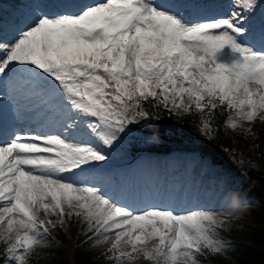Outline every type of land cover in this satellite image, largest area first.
I'll return each instance as SVG.
<instances>
[{"label": "snow or ice", "instance_id": "6c2138e0", "mask_svg": "<svg viewBox=\"0 0 264 264\" xmlns=\"http://www.w3.org/2000/svg\"><path fill=\"white\" fill-rule=\"evenodd\" d=\"M206 4L45 0L10 39L0 31V89L22 90L50 122L0 140V264H34L71 223L91 246L108 245V264H212L227 254L228 221L216 212L134 206L84 175L130 126L161 112L198 115L207 140L220 131L217 113L245 139L264 124V0H232L214 17Z\"/></svg>", "mask_w": 264, "mask_h": 264}, {"label": "trees", "instance_id": "16d2710c", "mask_svg": "<svg viewBox=\"0 0 264 264\" xmlns=\"http://www.w3.org/2000/svg\"><path fill=\"white\" fill-rule=\"evenodd\" d=\"M226 113H217L214 126L220 131L214 139L210 141L212 150L223 155L230 162L243 166L248 179L254 185V194L261 201V207L252 218L253 225H244L242 228H231L230 235L238 246L236 251L230 254L231 260L216 258L213 264H264V124L256 123L253 125L254 137L245 139L240 133H233L223 129ZM199 118L196 115L176 118L167 112H161L159 119L142 121L132 125L131 128L138 132L142 138L154 135L155 137L164 136L173 127H181L187 131L195 132L198 128ZM150 132V133H149ZM155 133V134H153ZM165 134V135H164ZM139 137H136L138 139ZM258 145L259 147H253ZM241 160L244 162L241 163ZM233 165V164H232ZM69 236L71 238L82 239V227L80 224H69ZM59 236L65 237L67 233L59 230ZM84 245L76 254L75 264H108L101 255L102 252L92 249L91 243ZM34 264H67V260L59 251L52 253H41V258Z\"/></svg>", "mask_w": 264, "mask_h": 264}, {"label": "rangeland", "instance_id": "374dc122", "mask_svg": "<svg viewBox=\"0 0 264 264\" xmlns=\"http://www.w3.org/2000/svg\"><path fill=\"white\" fill-rule=\"evenodd\" d=\"M5 1V0H2ZM99 2V1H97ZM157 3H164L165 0H156ZM6 7H4L3 3H0L1 9H0V16H6L8 18V20H16L15 21V25L18 23V17L15 13H10L8 10H16L17 12L20 13H26L28 10L26 9L27 7H23L22 3H20V1L17 0H6ZM5 10H7L11 16H7L5 14ZM7 20V19H5ZM9 22V21H7ZM14 33L10 34L11 38L13 36ZM8 38V39H9ZM21 90L17 91V94H19ZM9 92H13V91H9ZM35 111V110H34ZM33 111V112H34ZM36 113V112H34ZM125 144L123 143H119V145L116 148H121L122 146H124ZM116 148L114 150H108L106 149V151L109 152L110 155V159L112 160L114 155L119 156L116 153ZM114 159V158H113ZM120 159V158H119ZM127 160L126 158L124 159V161ZM140 161V160H138ZM119 163V169L123 170L124 167V162H122V160H118L116 161ZM137 167H139V162L137 163ZM164 165V163H162ZM107 166L108 168H111L113 166L112 163H110V160L108 162H106L102 167ZM149 168V167H148ZM92 173H90L89 175H91ZM134 176V175H133ZM131 179H139V178H132V176H130ZM147 178L150 179L151 181H153L155 178H157V173L153 174V173H147ZM237 178V177H236ZM235 179V174L234 173H228L223 175V190H216V191H212V193H209V198L208 200L211 201V204L214 205V207H216L213 210L210 211H214L216 212L220 217L222 218H226V217H236L239 214V209L241 206L245 205L247 207H253L256 206L255 202L253 200H247L244 196L245 194L243 192H241V189H239L238 187H240V179ZM160 181V180H159ZM222 184H220L221 187ZM134 188L131 189V192L135 195V196H140V195H144L145 194V188L147 185H145L143 182L142 183H133ZM154 186V185H151ZM123 187H121L122 189ZM236 188H238L237 190H235ZM218 204V205H217ZM43 218V217H42ZM222 232V231H221ZM223 233V232H222ZM91 235V234H90ZM107 244L105 245H100L97 247H102V248H107Z\"/></svg>", "mask_w": 264, "mask_h": 264}, {"label": "bare ground", "instance_id": "6f19581e", "mask_svg": "<svg viewBox=\"0 0 264 264\" xmlns=\"http://www.w3.org/2000/svg\"><path fill=\"white\" fill-rule=\"evenodd\" d=\"M29 18H30V16H29ZM217 170H219V169H217Z\"/></svg>", "mask_w": 264, "mask_h": 264}]
</instances>
